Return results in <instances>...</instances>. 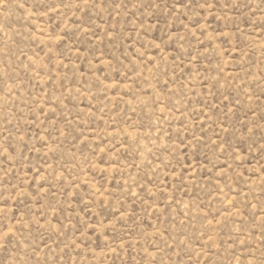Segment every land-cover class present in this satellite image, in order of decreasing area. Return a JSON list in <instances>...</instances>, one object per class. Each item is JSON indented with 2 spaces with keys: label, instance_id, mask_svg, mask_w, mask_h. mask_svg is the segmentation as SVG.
I'll return each instance as SVG.
<instances>
[{
  "label": "rangeland",
  "instance_id": "1",
  "mask_svg": "<svg viewBox=\"0 0 264 264\" xmlns=\"http://www.w3.org/2000/svg\"><path fill=\"white\" fill-rule=\"evenodd\" d=\"M0 264H264V0H0Z\"/></svg>",
  "mask_w": 264,
  "mask_h": 264
}]
</instances>
